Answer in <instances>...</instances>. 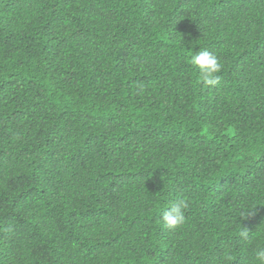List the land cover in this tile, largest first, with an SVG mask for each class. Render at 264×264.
<instances>
[{
	"label": "trees",
	"instance_id": "obj_1",
	"mask_svg": "<svg viewBox=\"0 0 264 264\" xmlns=\"http://www.w3.org/2000/svg\"><path fill=\"white\" fill-rule=\"evenodd\" d=\"M205 49L215 84L190 64ZM257 245L264 0H0V264H251Z\"/></svg>",
	"mask_w": 264,
	"mask_h": 264
},
{
	"label": "clouds",
	"instance_id": "obj_2",
	"mask_svg": "<svg viewBox=\"0 0 264 264\" xmlns=\"http://www.w3.org/2000/svg\"><path fill=\"white\" fill-rule=\"evenodd\" d=\"M190 64L195 66L199 71V78L206 84H215L218 80L217 74L221 71V64L218 57L208 50H200L191 55ZM189 204L184 199H178L168 209L162 212V224L168 229H177L181 227L186 221V210ZM251 209L247 213H241V217H247L252 214ZM240 235L246 240L251 242L252 236L250 231L245 228L241 230ZM231 260V255L226 257ZM251 264H264V246L257 245L254 258Z\"/></svg>",
	"mask_w": 264,
	"mask_h": 264
}]
</instances>
